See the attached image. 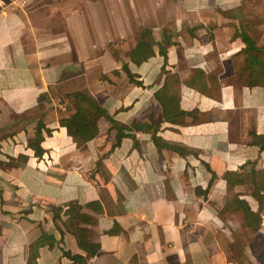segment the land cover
<instances>
[{"label":"crops","instance_id":"obj_1","mask_svg":"<svg viewBox=\"0 0 264 264\" xmlns=\"http://www.w3.org/2000/svg\"><path fill=\"white\" fill-rule=\"evenodd\" d=\"M138 1L154 5L132 13L135 38L129 22L99 25L112 15L96 0L0 7V264H27L39 237L32 264H80L63 250L89 264H240L243 227L259 239L249 260L264 264V85L237 73L240 31L264 57V0ZM71 92L108 115L78 94L76 138ZM69 200L92 217L69 223L99 243L92 256L62 211L52 217L49 204Z\"/></svg>","mask_w":264,"mask_h":264},{"label":"trees","instance_id":"obj_2","mask_svg":"<svg viewBox=\"0 0 264 264\" xmlns=\"http://www.w3.org/2000/svg\"><path fill=\"white\" fill-rule=\"evenodd\" d=\"M241 37L245 41V48L243 49V52L245 53L244 57V65L241 66L240 69H238V79L240 80L241 83L246 84V85H264V57L262 56L261 52L259 49L258 45H256L251 37H249L248 34L240 31ZM143 36L145 38L148 37V32L145 30L143 32ZM144 38V39H145ZM146 40V39H145ZM144 40V41H145ZM152 52V51H151ZM145 57L147 55H144ZM134 62H138V60L134 59ZM123 68L127 69V65L123 64ZM127 74L129 78L134 81V82H139L134 77V74H132L129 70H127ZM81 94L80 92H71V93H66L67 97V109H70V112L68 115L70 116V119H73L74 122L69 120H65V125L69 131V133L76 138L77 133H78V128L77 127H84L85 125V120L82 115V110L84 109L83 104L77 99V95ZM81 99L84 100L88 105H90L92 108H94L100 115H107L106 111L98 106L97 104L94 103V101L87 96L85 93L81 94ZM112 120V118H110ZM113 124L118 128L117 131V139H119L120 135L122 134L120 130V126L116 124L114 120H112ZM88 131V130H87ZM95 129L88 131V137L92 136L95 133ZM41 139V134H37L36 138L33 140H29L28 142L30 145L34 148L35 153L38 155L42 153V147L40 146L39 142ZM262 143L261 147H264V134H262ZM188 149L186 147H183L182 152H187ZM255 174L256 170L253 169L251 173V182L253 183V186L255 189L258 190L256 183H255ZM84 204L79 202L78 200H69L65 202L64 204H49V208L52 210V217H56L57 213L61 212L66 216L65 219L63 220L64 224L75 234L77 244L80 248H82L84 251L89 256H92L95 254L98 249H99V243L98 242H92L87 239L86 235V227L84 225H70L69 223L71 220L76 219L79 221H84V222H91L92 217L89 213L85 212L83 210ZM246 215V222L247 224L250 223L248 220L251 217H254L255 214L253 212L247 211L245 213ZM249 221V222H248ZM253 225V226H252ZM258 223L251 224L253 229L257 228ZM43 238H48L49 240H52V236L47 235L46 233H43ZM42 243V238H38L31 244V250L33 251L34 254L29 255L27 258V264H32L35 255H36V249L38 245ZM64 254L72 259L73 261H77L80 264H89L87 261V258L84 257L80 253H71L69 250H63Z\"/></svg>","mask_w":264,"mask_h":264},{"label":"rangeland","instance_id":"obj_3","mask_svg":"<svg viewBox=\"0 0 264 264\" xmlns=\"http://www.w3.org/2000/svg\"><path fill=\"white\" fill-rule=\"evenodd\" d=\"M96 9L99 12V15H107L106 11L112 15L111 18H106V16L103 19L99 20V25L102 23L103 27L106 26L110 27L108 25L109 22L114 23L115 27H118L121 22H124L125 25L127 22H129L130 26H133L131 37L135 38L138 36V30H137V24L135 23L137 19L133 17L132 13H135L138 11V9L142 8H152L153 3H144V2H139L138 0H96ZM127 12L130 14V17L127 15ZM114 17V18H113ZM110 19V20H109ZM108 22V23H107ZM107 23V25H106ZM149 29L148 26H145L142 29V33ZM134 35V36H133ZM100 37V35H99ZM145 38V37H144ZM148 38V37H147ZM146 39V38H145ZM237 232V231H236ZM238 237H237V242L239 244L240 249L243 251H238V248L236 249L238 260L240 264H260L259 261L253 262L250 261L247 253L244 251L245 248L244 246L247 245L248 241L251 240L253 242L258 241L259 239L254 237L255 233L253 231H250L246 228H242L238 230ZM264 243V239H261ZM264 248L257 249V258L259 259L260 257L264 256ZM253 260V259H252Z\"/></svg>","mask_w":264,"mask_h":264},{"label":"built area","instance_id":"obj_4","mask_svg":"<svg viewBox=\"0 0 264 264\" xmlns=\"http://www.w3.org/2000/svg\"><path fill=\"white\" fill-rule=\"evenodd\" d=\"M29 0H0V7L4 8L8 5L22 6L27 4Z\"/></svg>","mask_w":264,"mask_h":264}]
</instances>
